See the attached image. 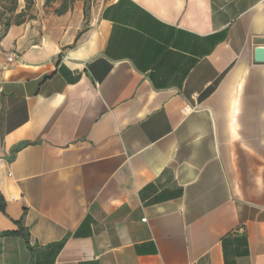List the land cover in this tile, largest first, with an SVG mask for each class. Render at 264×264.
Here are the masks:
<instances>
[{
	"label": "crops",
	"instance_id": "obj_1",
	"mask_svg": "<svg viewBox=\"0 0 264 264\" xmlns=\"http://www.w3.org/2000/svg\"><path fill=\"white\" fill-rule=\"evenodd\" d=\"M67 15L0 36V264H264V0Z\"/></svg>",
	"mask_w": 264,
	"mask_h": 264
},
{
	"label": "rangeland",
	"instance_id": "obj_2",
	"mask_svg": "<svg viewBox=\"0 0 264 264\" xmlns=\"http://www.w3.org/2000/svg\"><path fill=\"white\" fill-rule=\"evenodd\" d=\"M108 0H0V36L12 23L29 22L43 27L44 22L65 17L64 25H71L78 37L89 30L94 11ZM64 12L63 14H61ZM57 22L55 23V25ZM74 26V27H73Z\"/></svg>",
	"mask_w": 264,
	"mask_h": 264
},
{
	"label": "water",
	"instance_id": "obj_3",
	"mask_svg": "<svg viewBox=\"0 0 264 264\" xmlns=\"http://www.w3.org/2000/svg\"><path fill=\"white\" fill-rule=\"evenodd\" d=\"M260 42H263V40H260ZM255 51V60L264 63V45H259Z\"/></svg>",
	"mask_w": 264,
	"mask_h": 264
},
{
	"label": "trees",
	"instance_id": "obj_4",
	"mask_svg": "<svg viewBox=\"0 0 264 264\" xmlns=\"http://www.w3.org/2000/svg\"><path fill=\"white\" fill-rule=\"evenodd\" d=\"M64 12H62L61 14H63ZM21 23H23V21H18V22H16V23H12V24H21ZM11 24V25H12ZM0 208L2 209V210H4L5 209V206H4V200H3V197H2V195H0ZM15 233H22L21 232V230L20 231H8V232H6V234H15Z\"/></svg>",
	"mask_w": 264,
	"mask_h": 264
},
{
	"label": "built area",
	"instance_id": "obj_5",
	"mask_svg": "<svg viewBox=\"0 0 264 264\" xmlns=\"http://www.w3.org/2000/svg\"><path fill=\"white\" fill-rule=\"evenodd\" d=\"M15 57H17V55H16V54H15V55H12V56H10V57H9V60H10V61H12V60H13ZM18 57H19V56H18ZM144 220H146V218H144Z\"/></svg>",
	"mask_w": 264,
	"mask_h": 264
}]
</instances>
